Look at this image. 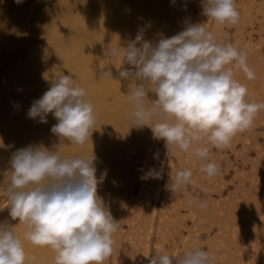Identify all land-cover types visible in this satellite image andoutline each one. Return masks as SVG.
<instances>
[{
    "label": "bare ground",
    "instance_id": "1",
    "mask_svg": "<svg viewBox=\"0 0 264 264\" xmlns=\"http://www.w3.org/2000/svg\"><path fill=\"white\" fill-rule=\"evenodd\" d=\"M235 4L240 19L232 36L246 44L247 28L254 19L264 20V0ZM187 22L203 23L224 42V26L202 14V0H23L20 5L0 0V139L13 146L0 148V222L7 221L24 242L26 254L35 257L28 264H55L53 250L25 241L24 224L9 215L4 190L9 160L16 149L30 144L68 157L89 154L93 148L98 158L96 176L107 170L98 195L120 227L114 234L113 253L104 264H138L140 258L148 264V255L175 256L193 248L208 251L213 264H264V148L258 147L256 137L264 135V110L228 146L240 166L227 161V168L233 170L225 169L227 176L233 173L229 186L228 180L221 181L222 175L208 179L200 163L196 167L193 157L178 148L167 149L149 127L130 128L127 114L132 104L127 97L135 81L121 80V61L109 58L107 49L119 43L126 46L141 28L144 39L155 43L182 31ZM261 25L262 40L254 48L246 47L247 63L256 78L248 80L229 65L248 88L247 98L257 102H264L263 21ZM106 68H111L113 79L101 76ZM61 72L71 74L75 84L85 88L95 108L94 131L83 147L50 131L57 123L51 114L47 123L26 116L32 102ZM250 146L255 153L251 161ZM161 166L162 179H141L150 167ZM182 168L193 170L197 187L187 186L173 195L166 185ZM200 186L209 191L201 192ZM190 198L206 201L207 208L189 206Z\"/></svg>",
    "mask_w": 264,
    "mask_h": 264
},
{
    "label": "clouds",
    "instance_id": "2",
    "mask_svg": "<svg viewBox=\"0 0 264 264\" xmlns=\"http://www.w3.org/2000/svg\"><path fill=\"white\" fill-rule=\"evenodd\" d=\"M14 2L20 5L23 0ZM202 14L220 25H237L240 19L235 0H202ZM107 55L121 61V80L135 81L127 97L132 104L127 114L130 128L147 126L167 149L174 146L195 157L208 179L221 172L211 159L208 145L227 148L264 110V102L247 98L248 88L229 67L234 65L248 80H254L247 53L231 42L218 41L203 23L187 22L182 31L155 43L144 39L141 28L126 46L119 43L108 48ZM101 76L113 79L111 68ZM49 114L57 121L50 131L61 140L81 147L91 140L95 108L85 88L75 84L71 74L61 72L32 102L26 116L47 123ZM11 147L0 139V148ZM97 159L93 148L89 154L68 157L33 144L16 149L10 157L4 186L9 215L24 224L25 241L53 250L55 264H104L113 253L114 234L120 224L98 195L107 170L96 176ZM163 175V166L150 167L141 179H162ZM166 186L175 195L187 186L195 189L197 180L191 168H182ZM200 191L207 193L209 189L200 186ZM187 203L207 208L204 200L190 198ZM145 258L148 264H213L214 260L201 248ZM29 260L35 257L26 254L24 242L7 221L0 222V264H28Z\"/></svg>",
    "mask_w": 264,
    "mask_h": 264
},
{
    "label": "rangeland",
    "instance_id": "3",
    "mask_svg": "<svg viewBox=\"0 0 264 264\" xmlns=\"http://www.w3.org/2000/svg\"><path fill=\"white\" fill-rule=\"evenodd\" d=\"M235 2H237V0H235ZM255 4H256V2H255ZM262 21L264 22V20L259 21L257 19L256 20L254 19V23L251 25V27L247 28V30H246L247 33L243 34V38H244V41L246 42V44L238 43L234 40V38L232 36L234 25H228V24L223 25L224 31L226 33V37L224 38V42L225 41L231 42L233 45H235V43H237V45H235V46L239 47L244 52H246V47H253L254 48L256 41L262 40V35H261L263 33L262 32V25H261ZM260 130H257V131H260ZM256 137H257L258 147H260V149L264 148V135L262 133H258V134H256ZM208 147H209V150L211 153V159L220 166L221 172L219 175H222L221 181L225 184L226 180H228V186H229V184H230L229 181H230L233 173L231 172V175L227 176V173L225 172V169H229V167L227 168V163H228L227 161H229L230 163L235 164L237 166H239V163H237L235 161V159L233 158V153H231L229 151L228 147L222 148V149H217L212 145H210ZM254 154H255L254 148H253V146H250L248 151H247V157L250 161L255 158ZM193 161L194 162L192 164H196V167L200 163L195 157H193ZM229 170L233 171V170H231V168ZM215 183H216V181H215ZM138 264H142L141 258L139 259Z\"/></svg>",
    "mask_w": 264,
    "mask_h": 264
}]
</instances>
